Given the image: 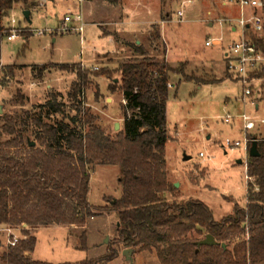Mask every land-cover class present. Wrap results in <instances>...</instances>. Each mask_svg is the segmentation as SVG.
Returning <instances> with one entry per match:
<instances>
[{"label":"rangeland","instance_id":"rangeland-1","mask_svg":"<svg viewBox=\"0 0 264 264\" xmlns=\"http://www.w3.org/2000/svg\"><path fill=\"white\" fill-rule=\"evenodd\" d=\"M144 1L120 0L119 6L114 7L108 0H30L33 6L28 9L22 5L15 7L0 23V83L5 79V69L15 67L14 77L0 86V126L4 117L19 113L22 107L28 110L43 105L51 95L71 107L75 73L50 69L37 79L32 68L79 65L83 72L107 73L105 77L89 76V86L79 98L81 109H89L95 124L106 133L121 131L125 102L117 89L120 82L117 69L126 61L141 60L134 48L141 46L147 58L166 61L175 71L170 74L166 107L169 139L165 160L170 189L164 197L169 203L198 200L219 222L233 213L235 205L241 208L246 205L248 156L245 159L243 146L234 151L225 149L226 141L244 142L241 115L246 113L257 122L256 129L248 134L249 143L264 140V123H259L264 121V74L250 86L251 93L244 105L243 88L229 71L224 55L230 45L242 38L243 31L238 25L241 16L262 18L261 32L250 30L244 35L264 41V0H258L263 4L262 10L241 9L239 0H148L146 4L151 10L148 18L136 11ZM26 11L30 12L29 20L24 17ZM178 12H182L181 18ZM76 15L83 19L82 36L60 33L65 17L72 20L67 24L69 28L77 26L73 22ZM10 29L16 30L17 38L13 41L6 39ZM159 30L162 37L156 40ZM25 36L29 37L26 41ZM208 39H221L222 47H206ZM249 103L258 104V109ZM68 112L75 117V111ZM227 116L232 118L230 124L224 123ZM61 119L57 115L47 121L54 123ZM116 124L118 131L114 130ZM119 177V168L97 166L90 177L91 211L82 214L83 226L54 225L32 231L37 244L34 252L27 255L49 264L86 260L97 264H131L123 256L125 249L114 244L119 225L117 215L110 210L122 195ZM82 234L85 241L80 239ZM15 237L22 239L19 232ZM189 238L201 241L205 236L192 232ZM8 241V233L0 230V251ZM232 247L230 242L228 249ZM111 250L117 253L116 258L101 262ZM132 259L133 264H160L155 253L134 251Z\"/></svg>","mask_w":264,"mask_h":264},{"label":"trees","instance_id":"trees-1","mask_svg":"<svg viewBox=\"0 0 264 264\" xmlns=\"http://www.w3.org/2000/svg\"><path fill=\"white\" fill-rule=\"evenodd\" d=\"M108 1L114 7L120 4V0ZM18 5L33 6L30 0H0V23ZM247 39L264 53L261 38L250 35ZM134 48L141 60L126 61L117 69V89L125 102L124 126L113 134L96 125L79 100L89 86V76L105 77L106 72H83L79 65L32 68L37 79L57 69L75 73L76 81L71 87V107L51 95L43 105L22 107L19 113L4 117L0 126V230L22 235L14 246L0 251V264H49L27 255L37 244L32 231L54 225L83 226L82 214L91 211L90 177L97 166H115L120 171L122 195L110 210L118 218L114 242L118 247L155 253L160 264H264V140L257 141L259 157L247 159L245 207L235 205L230 216L216 222L198 200L167 202L166 107L170 74L175 71L166 61L147 58L141 46ZM14 71L15 67L5 69L1 87L14 77ZM263 74L264 68L254 77ZM72 110L75 117L69 116ZM57 115L62 116L60 121H47ZM192 232L210 235L218 245L198 248L199 241L189 238ZM80 239L85 241V235ZM230 242L232 249H228ZM116 256L111 250L101 262H111Z\"/></svg>","mask_w":264,"mask_h":264},{"label":"built area","instance_id":"built-area-1","mask_svg":"<svg viewBox=\"0 0 264 264\" xmlns=\"http://www.w3.org/2000/svg\"><path fill=\"white\" fill-rule=\"evenodd\" d=\"M191 3V2H189ZM238 5L241 9H250V10H262L263 4L258 0H239ZM178 16L181 18L182 12H178ZM77 26L74 28H69L67 24H69L72 20L70 17H65L63 25L59 29L60 33H78L79 36H82L84 30L83 19L81 15H76L73 19ZM14 23V21H12ZM238 25L242 29V38L232 45L229 46L226 51L225 58L228 61V69L229 71L238 79L239 84L243 88V95L241 98V102L245 105L248 102V97L250 96L251 89L250 86L259 78L254 77V75L260 72L264 68V53L259 51L254 45H252L247 38H245L244 32L246 29H251L253 32L258 33L262 31L263 28V20L258 15H252L249 19H244L242 16L238 21ZM38 35H41L39 32ZM17 38L16 30L10 29L9 35L6 36L8 41H13ZM206 47L219 46L222 47L221 39H208L205 43ZM251 106L255 107L254 103H249ZM231 117L227 116L224 120V123L230 124ZM242 132L244 134V142L241 144L240 142H225V149L227 148L230 151H234L236 149H240L243 146L244 149V157L247 159L249 155V140L248 134L256 128V121L253 120L252 117L244 113L240 117ZM263 124L264 121L261 120L259 122ZM200 157H203L200 154ZM247 182V177H246ZM24 228V227H23ZM8 233L9 241L7 246H14L19 238L15 237V232L11 229L3 230Z\"/></svg>","mask_w":264,"mask_h":264},{"label":"water","instance_id":"water-1","mask_svg":"<svg viewBox=\"0 0 264 264\" xmlns=\"http://www.w3.org/2000/svg\"><path fill=\"white\" fill-rule=\"evenodd\" d=\"M24 17H25L26 20H29V19H30V12H27V11H26V12L24 13ZM116 82H117V81L115 80V83H116ZM1 115H2V107L0 106V116H1ZM118 129H119V125L116 124L114 130H115V131H118ZM29 146H30V147H33V146H34V143L29 142ZM248 156L251 157V158L259 157V153H258V150H257V141H256V140H253V141L251 142V146H250V148H249V155H248ZM188 159H189V158H186V160H188ZM238 164H242V161H238ZM113 204H114V202H113ZM106 242H107V240H106ZM216 245H218V243H217V242L215 241V239H214L212 236H210V235H207L203 240H201V241H199V242L196 243V246H197L198 248H200V247H213V246H216ZM222 247L225 248V245L223 244ZM133 252H134V250H132V249H125V250L123 251V256H124L125 259H126L128 262H130L131 264L134 263V261H133V259H132V254H133Z\"/></svg>","mask_w":264,"mask_h":264},{"label":"crops","instance_id":"crops-1","mask_svg":"<svg viewBox=\"0 0 264 264\" xmlns=\"http://www.w3.org/2000/svg\"><path fill=\"white\" fill-rule=\"evenodd\" d=\"M148 2V0H145L144 1V3L140 6L141 7V9H139L138 7L136 8L137 10L136 11H138L139 13H143L144 14V16H146L147 18H148V16L151 14V10H150V8H149V5L148 4H146ZM138 5V4H137ZM136 5V6H137ZM157 23V22H156ZM151 24H155V22L153 23V22H151ZM161 24H164V22H163V20H161ZM151 26V25H150ZM161 27V26H160ZM232 31L233 32H236V28H233L232 29ZM107 36H109L110 34L109 33H107L106 34ZM157 35V34H156ZM159 37H162V35H161V30H159ZM113 40H115V38L113 39ZM139 44V43H138ZM137 44V45H138ZM225 55H226V53H225ZM225 55H224V59H225ZM237 83H239V82H237ZM255 108L256 109H258V104L255 106ZM256 129V128H255ZM238 163V162H237ZM239 165H241V164H239Z\"/></svg>","mask_w":264,"mask_h":264}]
</instances>
